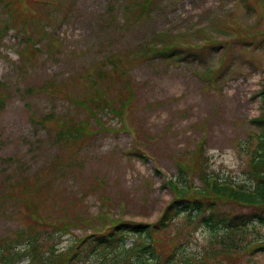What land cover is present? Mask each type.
Segmentation results:
<instances>
[{
    "label": "rangeland",
    "instance_id": "rangeland-1",
    "mask_svg": "<svg viewBox=\"0 0 264 264\" xmlns=\"http://www.w3.org/2000/svg\"><path fill=\"white\" fill-rule=\"evenodd\" d=\"M65 1L74 18L43 23L58 42L47 48L42 40L32 57L24 48L30 44L17 39L25 33L23 17L9 20L3 34L0 26V243L34 237L36 251L53 253L52 264H117L121 249L85 256L81 240L119 221L156 223L175 198L171 184L180 175L187 174L191 195L199 189L212 195L218 180L254 184L256 149L264 142L252 124L262 111L264 0H154L147 19L137 18L133 5L140 0ZM158 33L171 38L173 60L141 54L158 44ZM191 45L206 50L198 56ZM106 65L102 73L130 82L132 102L115 105L116 114H99L100 132H94L96 113L78 118L58 94L34 91L50 75L66 89ZM51 113L89 122L94 135L78 145L54 140L51 120L44 119ZM151 236L164 259L182 248L175 264H264V251H254L264 239L259 225L225 232L178 216ZM133 243L130 238L126 247Z\"/></svg>",
    "mask_w": 264,
    "mask_h": 264
},
{
    "label": "trees",
    "instance_id": "trees-1",
    "mask_svg": "<svg viewBox=\"0 0 264 264\" xmlns=\"http://www.w3.org/2000/svg\"><path fill=\"white\" fill-rule=\"evenodd\" d=\"M133 7L137 10V18L147 19L154 7V0H140ZM75 12L73 4L65 0H0V16L6 15L9 18L5 19V22H0V26H3L1 29L3 34L9 29V23H7L9 20H12L13 17H23L22 26L25 33H23V37L20 38L19 36L17 39L30 44L29 48L25 45L24 48L26 51H31L28 57H32L37 50H40L42 40L46 39L47 48L58 42L56 41L58 36L46 35L44 24L47 23L46 25H48V22H53L54 25L68 23L70 19L74 18ZM55 16H58V18ZM11 22L13 23L14 21L12 20ZM126 22L129 21L127 20ZM110 23H112L111 17L108 19V24ZM34 27L37 28L38 35H34L32 30ZM53 32L52 30L51 33ZM156 36H158V44L142 48L141 54L147 57L156 54V57L160 58L161 61L173 60L175 55H172V52L175 49L171 38L163 33H158ZM212 43L209 42L208 45ZM190 47V50L197 51V55L200 49L206 50V47L199 48L193 45ZM19 55L20 59L25 58L24 52L21 51ZM106 67L108 65L94 69L85 79L81 76L80 79L72 81L66 89L59 87L61 84H57L59 81L55 79L56 76L54 75L48 76L46 84H43L40 89H32L35 92L42 91L37 94L48 93L49 98L55 96L54 94H58L60 98L67 102L70 111L73 110L74 114H78V118L79 112H85L88 115L96 113L94 118L98 128L94 132H100L99 130L103 129L100 124L103 123L97 124L96 117L99 114L102 117L103 114H116L114 111L115 105L125 106L132 102L130 99V82L127 81L124 75L102 73L106 70ZM107 71L111 73L112 69L110 68ZM260 96L262 103L261 115L253 120L252 124L257 126L264 139V89H262ZM2 104L3 101L0 99V108ZM67 114L65 113L58 118L51 113V117L44 118L45 120H51L49 132L52 133V138L55 140V137H57L60 142H64L67 145L84 144L89 141L94 135L92 134L93 127L88 124L89 122H81L76 116L73 117ZM37 122L43 126L46 123H42L39 120ZM256 151H258V156L255 160L254 184L244 186L218 180L210 185L212 195H208L203 189H199L191 195L187 174L184 173V177L180 175L179 178L175 179V184L174 182L171 184L176 192L175 198L167 205L156 223L149 225L131 221H119L104 231L92 233L82 239L81 243L84 245L81 248L89 250L84 255L89 256L121 249L119 251V254L122 253L121 261L126 256L130 258V264H175V261L182 254V248L178 251L180 246H177L174 252L164 259L160 253L158 243L151 234L163 232L168 227V224L178 216L192 220V222H196L210 230L220 229L222 231L225 230V232L230 230L237 232V230L251 228L254 225L264 227V171L261 170L264 164V142H259ZM207 186L209 188L208 183L206 184ZM7 197L8 199L5 201H10L9 195ZM206 197L212 198V200H205L204 198ZM218 202L230 203L238 206V208L246 207L251 210L225 211L218 208ZM130 238H135L136 243L126 247ZM258 240V246L254 251H264V239L260 238ZM36 241L37 239L33 237L12 243L15 247L24 244V247L19 250L13 248V245L9 246V243L7 245L0 243V264H17L23 259H26V264H52L53 253H44L45 251L41 252V250L36 251ZM121 261L117 264H123ZM184 264L194 263L191 259H186Z\"/></svg>",
    "mask_w": 264,
    "mask_h": 264
},
{
    "label": "bare ground",
    "instance_id": "bare-ground-1",
    "mask_svg": "<svg viewBox=\"0 0 264 264\" xmlns=\"http://www.w3.org/2000/svg\"><path fill=\"white\" fill-rule=\"evenodd\" d=\"M208 46H209V45H208ZM208 46H207V47H208ZM155 56H156V54H155V55H150V57H155ZM230 96H232V95H230Z\"/></svg>",
    "mask_w": 264,
    "mask_h": 264
}]
</instances>
